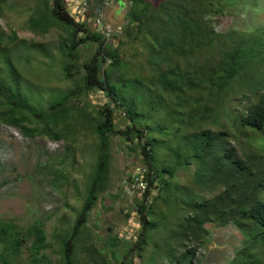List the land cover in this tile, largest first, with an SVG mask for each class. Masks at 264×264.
<instances>
[{"label":"rangeland","instance_id":"obj_1","mask_svg":"<svg viewBox=\"0 0 264 264\" xmlns=\"http://www.w3.org/2000/svg\"><path fill=\"white\" fill-rule=\"evenodd\" d=\"M122 1L124 8L118 4L117 8L109 6L106 13L105 25L119 32L118 37L105 39L100 34L104 49L117 48L119 52L120 65L106 59L101 70L108 72L121 105L118 102L113 106L114 132L109 136L106 177L97 190L88 221L73 241L71 264H180L189 248L195 249L191 264H229L245 249V236L233 222L219 224L214 216V199L223 190L214 170L217 156L206 159L205 143L197 145V141L204 130L217 134L224 124L230 135L228 145L237 156L254 164L257 175L264 172L260 143L264 132L231 128L233 114L245 112L258 97L246 85L242 91L245 96L240 92L236 98L234 94L239 88L233 84L222 92L210 91L189 73L202 68L208 72V67L218 66L224 57L218 43L205 46L199 37L185 44L176 41L168 50L155 46L154 38L163 36L159 35L160 15L152 19L150 15L157 14L162 0ZM78 2L67 0L69 15L90 32L98 33L92 19L80 15ZM233 2L235 5L228 7L226 16L211 15V19H206H210L208 31L235 30L239 32L238 39L250 37V41L258 35L264 39V0ZM39 3L40 0H8L2 6L0 18L2 30L7 34L16 30L21 42L20 52H10L14 61L11 62L19 71L24 112L31 117L24 126L35 130L30 135L21 127L0 122V264H66L65 241L85 204L97 170L99 140L93 126L101 120L99 109L106 104L112 106L103 91L83 89L84 64L96 55L99 42L92 39L74 50L71 77L65 78L63 64L68 58L61 45L67 33L59 28L64 26L54 19V23L50 21L47 14L43 24L51 22L56 30L37 36L25 27L29 13ZM135 3L136 13L144 18L141 22L127 18ZM48 5L52 6V1ZM116 10L118 13L112 15ZM18 45L17 41L9 42L12 49ZM256 48L251 58L258 67L246 71L253 75L249 87L258 86V81L264 79V46ZM173 70L176 72L170 75ZM163 74L180 80L184 77L186 83L182 82L183 86L174 93L164 91L155 80ZM168 86L172 88L171 84ZM73 90L75 93L63 100L60 114L52 117L60 122L54 135L43 133L44 124L31 115L46 111L50 104ZM125 110L134 112L133 124L152 139L151 167L156 177L150 185L146 174L142 176L146 194L125 190V179L139 169L148 171L138 139L122 134L132 124ZM196 147L203 150L196 152ZM144 194L146 209H150L148 244L140 252L129 251L141 237L145 215L139 209ZM198 211V218L205 223L198 227L196 239L188 229L196 227L193 224ZM208 213L209 221L204 218ZM34 227H41L46 237V247L37 254L31 249ZM254 249L259 264H264V245ZM244 254L247 255L245 251Z\"/></svg>","mask_w":264,"mask_h":264},{"label":"trees","instance_id":"obj_2","mask_svg":"<svg viewBox=\"0 0 264 264\" xmlns=\"http://www.w3.org/2000/svg\"><path fill=\"white\" fill-rule=\"evenodd\" d=\"M7 1L8 0H0V18L2 17V6ZM40 1L41 3L29 13L25 27L37 36H44L52 30H56L52 28L53 25L51 22H49V24H43V19H48L47 14L50 15V21L53 22L52 19H54L64 26V28H59L67 33L65 42L61 45V50L66 48L65 56L68 58L67 60L64 59L65 62L63 64L65 78L71 77V71L75 59V54L73 53L74 50L79 45L89 40L93 39L98 41L99 45L96 55H94L88 63L84 64L85 75L83 84L85 88H81H83L84 91L90 89L103 91L112 103L111 107L106 104L99 109L98 116H100L99 118L101 120L97 121L93 126V130L99 140L97 170L95 177L92 180L89 195L85 204L77 215L70 237L65 241L64 258L66 264H71L73 241L77 238L88 221V212L97 198V190L101 188L106 177L109 136L114 132L112 111L114 109L113 106L120 102L116 96V92L111 86L110 82L112 81L110 80L108 72L102 71L101 69L106 59H111L115 65H120L118 59L119 52L117 48L110 49L106 47L104 49L102 47L103 42L101 41L100 34L92 33L84 24L76 23L68 13L66 0ZM49 1H52V6L48 5ZM196 2L197 0H162V2H160L156 10L157 14L150 15L151 19L160 15L158 21L159 25H161V28H159L162 34L159 35L163 36L154 38L155 46H158L159 50H168V48L173 46L176 41L185 44L189 39L192 41L199 37L202 38L203 42L205 41V46L210 47L214 43H218L221 46L220 52L224 55L218 66L216 68L212 67L213 69L208 67V72L202 68V71L198 69L194 73L191 71L189 73L193 75L194 79L201 80L202 86H207L208 89L213 92L215 90L222 92L229 88L231 84L238 86L239 89L235 92L234 98H236L237 94L240 92L245 96L243 90L244 85H246L252 95L258 97V101L254 104H250L245 112L234 113L231 128L240 127L242 129L248 128L258 132H264V79H262V82L258 81V86L253 87L252 85V87H249L247 84L249 79L251 80L253 78V75L249 76L246 72L249 67L251 69L252 67H258L253 63L251 53L257 49L256 47L264 46L262 35H258L248 41L250 37L248 39L245 37L238 39L236 34L239 32L235 30L223 33L208 31V29L211 28L208 23L211 19V15L219 16V18L226 16L227 10H229L228 7L234 6L235 3L233 0H200L199 3ZM136 11L137 6L135 3V6L129 11L130 14L127 15L129 21L137 20V22H141L144 19L142 16H139ZM207 18L210 19L206 22ZM148 27L150 30L152 29L151 26L148 25ZM69 29L73 32L71 36L69 35V32H71ZM42 30L43 32H41ZM80 32L81 36H78ZM6 40L8 42H5ZM13 41L18 42V48H15V46L13 49L12 47H9V42ZM226 45L228 46V49L226 48ZM13 51L16 53L21 51V42L18 39L16 30L11 29L10 33L7 34L0 27V122L9 126L21 127L26 134L31 135L35 130L28 129L24 126V123L30 122L31 117L26 116L24 112L26 106L23 104L24 101L20 90L19 71L11 62L13 60L10 52ZM160 57L166 56L161 55ZM162 63L163 59L160 62V65ZM152 65H154V63H152ZM158 72L161 74L162 69L160 68ZM175 72L176 71L174 70L171 71L170 75ZM181 79L182 80L172 76L167 78L166 74L158 75L155 78L158 86L163 87L164 91L173 93L176 91L175 89L183 86L182 82L186 83L184 77ZM190 79L194 80L192 77H190ZM167 83L171 84L172 88L169 89ZM79 87L80 86L76 89ZM75 91L76 90H73L63 95L64 97L61 100H57L50 104L46 111L34 112L31 115L44 124V128L42 129L43 133H46L48 136L54 135L53 133L59 126L60 122L58 123V119H52V117L60 114L59 109L63 104V100L71 94H74ZM124 112L127 115V118L131 120L132 124L128 125L127 128L121 132L126 137L134 136L138 139L139 148L141 149L142 155L144 156L150 171L149 176H151V180H149V184L153 185L152 183H154V181L152 179L155 178L156 175L153 173L151 167V161L154 155L152 139L146 137L144 131L133 124L134 112L126 110ZM224 127V124L220 125L217 134H212L210 130H204L197 141V145L200 142L205 143L206 159L211 155L217 156L216 163L214 164L217 166V169L215 168L214 170L215 175L218 178L217 183L223 188V190L222 193L214 199V205L217 206L215 207L213 214L218 217L217 220H219V224H226L231 221L245 236V249L243 247L237 253L235 261L232 260L229 264H236L238 257L239 260H237V264H259L260 258L255 257L254 248L264 245V172L257 175L256 171H254V164L237 156L235 149L228 145L230 135ZM260 136H262L260 140L261 148L264 150V134ZM199 150H203V148H195L196 152ZM261 154L264 158V153ZM252 175L256 176L253 177ZM159 196L160 195H158V197ZM146 199L147 196L145 195L142 203H140L139 209L141 214L145 215L143 216L141 237H139L135 245L133 244L129 247V251L136 250L140 252V249L148 244L146 231L149 224L150 209H146ZM209 214L210 213L204 215V218H207V221L210 219ZM198 217L199 211L194 217L197 218V221H194L193 224L194 226L196 225V227H190L188 229L191 232L192 237L196 239L199 237L197 233L198 227L205 223ZM145 232L146 236L144 237ZM33 233L35 234V239L32 243L31 249L34 254H37L46 247V237L41 227H34ZM244 251L247 255L244 254ZM194 256L195 249L189 248L181 259L180 264H191L194 260ZM124 263L125 261H122V264Z\"/></svg>","mask_w":264,"mask_h":264},{"label":"built area","instance_id":"obj_3","mask_svg":"<svg viewBox=\"0 0 264 264\" xmlns=\"http://www.w3.org/2000/svg\"><path fill=\"white\" fill-rule=\"evenodd\" d=\"M67 2V0H66ZM80 7V15L86 14L92 19L94 27L98 30V34H101L105 39H109L110 37L113 39L114 37H118L119 32L116 30L111 31L110 28H107L106 23V13L109 6L117 4H124L122 0H79ZM102 41V40H101ZM149 169L138 170L134 175L124 180L125 190L127 193L132 192H146L145 183L142 176L146 174V179L151 180V176H149Z\"/></svg>","mask_w":264,"mask_h":264},{"label":"crops","instance_id":"obj_4","mask_svg":"<svg viewBox=\"0 0 264 264\" xmlns=\"http://www.w3.org/2000/svg\"><path fill=\"white\" fill-rule=\"evenodd\" d=\"M112 6H114V7H116V8L118 7V6H116V5H112ZM112 6H111V7H112ZM111 7H110V8H111ZM119 8H124V4H122V3L119 4ZM118 10H119V9H118ZM118 10L111 12L112 15H113L114 13L116 14V12L118 13ZM107 11H108V10H107Z\"/></svg>","mask_w":264,"mask_h":264}]
</instances>
